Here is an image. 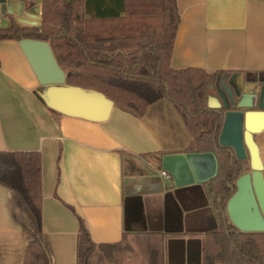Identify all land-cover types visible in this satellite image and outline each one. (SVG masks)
<instances>
[{
  "label": "crops",
  "instance_id": "1",
  "mask_svg": "<svg viewBox=\"0 0 264 264\" xmlns=\"http://www.w3.org/2000/svg\"><path fill=\"white\" fill-rule=\"evenodd\" d=\"M176 3L170 66L220 71L225 91L264 94V0ZM10 16L0 17V27ZM39 90L18 40H0V151L41 153L50 264H76L78 221L69 206L96 243L134 249L150 237L145 232L162 233L164 264H203L205 233L218 223L211 188L176 185L161 173L162 156L184 152L191 139L176 108L162 98L134 116L114 104L105 120L93 121L48 108ZM254 140L264 176V129ZM31 226L17 196L0 184V264L23 263Z\"/></svg>",
  "mask_w": 264,
  "mask_h": 264
},
{
  "label": "trees",
  "instance_id": "2",
  "mask_svg": "<svg viewBox=\"0 0 264 264\" xmlns=\"http://www.w3.org/2000/svg\"><path fill=\"white\" fill-rule=\"evenodd\" d=\"M9 18V25L0 27V40L48 41L60 67L69 68L66 84L100 91L134 116L159 99L168 100L190 134L184 152H212L217 160L216 175L205 183L218 223L205 233L203 264H264V231L238 229L226 211L235 179L249 162L218 142L224 108L210 107L208 99L210 85L222 72L170 66L180 21L176 0H41L39 26ZM41 180L39 151H0V184L17 196L32 225L22 264H50ZM69 207L78 221L76 264H93L98 253L119 258L123 242H94L83 217ZM144 234L150 236L143 242L148 264H164L162 233Z\"/></svg>",
  "mask_w": 264,
  "mask_h": 264
},
{
  "label": "water",
  "instance_id": "3",
  "mask_svg": "<svg viewBox=\"0 0 264 264\" xmlns=\"http://www.w3.org/2000/svg\"><path fill=\"white\" fill-rule=\"evenodd\" d=\"M12 14L17 22L39 26L41 4L34 0H0V17ZM18 43L40 85L39 94L48 108L87 120H105L114 101L104 93L65 83L66 72L57 63L48 41L21 38ZM264 87V85H263ZM219 100L208 99L210 107L224 108L218 134L220 145L232 148L234 156L248 160L249 169L235 179V190L226 203L229 220L242 231H264V176L254 134L264 129V94L257 89L242 93L219 91ZM162 168L176 185L204 182L217 173L212 152H175L162 156Z\"/></svg>",
  "mask_w": 264,
  "mask_h": 264
},
{
  "label": "rangeland",
  "instance_id": "4",
  "mask_svg": "<svg viewBox=\"0 0 264 264\" xmlns=\"http://www.w3.org/2000/svg\"><path fill=\"white\" fill-rule=\"evenodd\" d=\"M2 22L5 23V25L8 24V21L6 19L3 20ZM18 23L22 24L20 22ZM64 69L67 71L69 68L65 67ZM221 78H222L221 75L216 77L215 83L213 84V88L210 89V95H211L210 98L216 97L219 100V95H220L219 91L224 90V88L220 85ZM122 246L123 248L119 254V258L116 257L117 259H115L113 254H111V257L107 258L105 257V255L103 256L101 253H98V255H95L93 257V264H115L114 263L115 260H118L120 264H122L123 261H125V264H130L131 262H136V264H139L140 259L143 260L142 264H145L144 261H146L148 264L143 242L137 243L134 249L124 248V245ZM217 264H224V263H217Z\"/></svg>",
  "mask_w": 264,
  "mask_h": 264
},
{
  "label": "built area",
  "instance_id": "5",
  "mask_svg": "<svg viewBox=\"0 0 264 264\" xmlns=\"http://www.w3.org/2000/svg\"><path fill=\"white\" fill-rule=\"evenodd\" d=\"M161 173H162L165 177H167V178H170V177H171V175L169 174V172H167V171L164 170V169L161 170Z\"/></svg>",
  "mask_w": 264,
  "mask_h": 264
}]
</instances>
